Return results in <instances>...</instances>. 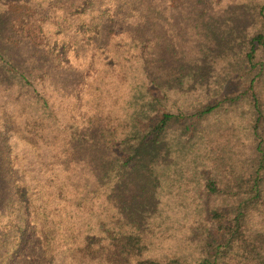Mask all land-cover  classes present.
<instances>
[{"label":"trees","instance_id":"16d2710c","mask_svg":"<svg viewBox=\"0 0 264 264\" xmlns=\"http://www.w3.org/2000/svg\"><path fill=\"white\" fill-rule=\"evenodd\" d=\"M46 1L9 0L6 10L4 44L9 51L25 47L42 63L28 75L0 48V84L26 86L35 99L20 122L0 116V166L8 184L0 199V264H264V104L256 77L243 93L255 114L249 168L206 181L200 257L176 247L159 260L148 234L132 224L127 206L121 209L122 192L133 186L134 168L151 164L141 152L186 114L154 105L162 87L147 72L150 38L134 21L159 19L187 0ZM258 18L264 19V6ZM261 45L262 32L250 40L248 66L260 64ZM67 71L74 76L69 95L79 103L65 117L48 86H60ZM222 103L194 113L188 132Z\"/></svg>","mask_w":264,"mask_h":264},{"label":"rangeland","instance_id":"374dc122","mask_svg":"<svg viewBox=\"0 0 264 264\" xmlns=\"http://www.w3.org/2000/svg\"><path fill=\"white\" fill-rule=\"evenodd\" d=\"M8 2L0 0V48L5 47L14 67L30 75L42 62L25 47L9 51L4 44ZM49 2L56 0L44 4ZM188 2L165 10L159 19L134 21L150 38L147 72L162 87L157 89L160 101H154V105L163 104L159 109L186 114L185 120L175 121L154 147L141 152L142 161L151 159V164L134 168L130 175L133 186L125 185L122 192L121 209L127 206L124 211L130 212L132 224L148 234L153 255L159 260L169 257L176 247L183 248L185 255L194 260L200 257L198 239L205 234L206 181L249 168L252 161L255 114L243 93L254 77L264 104V45L256 53L260 64L251 67L245 60L251 38L264 33V19L258 18L264 0H198L194 6ZM55 12L52 10L53 15ZM60 15L63 18L62 12ZM66 74L60 86H48L52 100L65 117L71 104L77 102L69 95L73 73ZM0 85V116H12L16 123L21 115H31L35 107L32 89L12 82L11 87ZM225 95L234 96L236 102L225 101ZM222 100L204 118L195 119L188 132L186 126H191L194 113ZM10 129L13 135L18 132L15 125L11 124ZM2 173L0 166V199L8 185ZM89 177L92 183L94 172Z\"/></svg>","mask_w":264,"mask_h":264}]
</instances>
